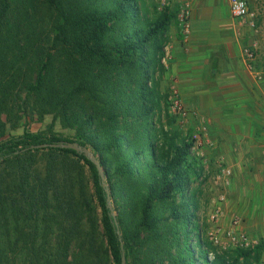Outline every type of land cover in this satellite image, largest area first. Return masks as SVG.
Segmentation results:
<instances>
[{
  "label": "trees",
  "instance_id": "1",
  "mask_svg": "<svg viewBox=\"0 0 264 264\" xmlns=\"http://www.w3.org/2000/svg\"><path fill=\"white\" fill-rule=\"evenodd\" d=\"M177 11L0 0V264H260L262 240L206 237L194 128L162 90ZM59 143L88 149L104 182L83 153L36 148Z\"/></svg>",
  "mask_w": 264,
  "mask_h": 264
},
{
  "label": "crops",
  "instance_id": "2",
  "mask_svg": "<svg viewBox=\"0 0 264 264\" xmlns=\"http://www.w3.org/2000/svg\"><path fill=\"white\" fill-rule=\"evenodd\" d=\"M176 1L190 4L191 32L183 42L179 29H171L163 86L175 87L195 114L193 128L205 125L206 158L222 161L235 177L244 169L246 180V168H264V1L247 0L251 16L244 19L231 17L227 0ZM253 203L264 217V206L256 198ZM223 209L227 213L228 203ZM253 223L264 242V220L256 217Z\"/></svg>",
  "mask_w": 264,
  "mask_h": 264
},
{
  "label": "rangeland",
  "instance_id": "3",
  "mask_svg": "<svg viewBox=\"0 0 264 264\" xmlns=\"http://www.w3.org/2000/svg\"><path fill=\"white\" fill-rule=\"evenodd\" d=\"M141 3L149 12H152V9H154V7H156L158 11L162 10L167 5L178 7V3L176 0H167L165 6H160L157 0H141ZM175 27L179 29L178 23ZM172 28L173 27L170 28V31ZM163 84L164 81L162 82V90L163 92H167L169 97L171 86H163ZM169 111L170 114L174 115L177 119L175 127L178 126L183 133H187L188 131L193 129L191 120L182 124L179 121L178 116L173 113L170 107ZM42 128L43 125L31 123L29 130L32 132H36L38 130H41ZM56 130H59V128L56 127ZM200 153L202 155L198 157L202 158V163L205 168L202 179L206 180L201 189L202 193L200 196V217L207 226L206 237L208 238V240L210 241V234L214 233L218 235L219 241L221 243L220 246L215 245L219 250L222 251L228 248H232V246H228V244L226 243V240L224 239V232L230 228L231 222L234 217H237L240 220V230L244 231L250 237L259 241V236L257 237L254 234L255 227L253 221L256 217L259 218L260 221L262 219L264 220V217L259 216L257 214V210L254 211L253 200L256 198L258 202H260L264 206V168H246L245 171L248 175L246 180L241 177V173L244 169H237V174L239 173L240 175H237V177L233 175L231 177L229 185L223 186V184H221V182L217 180L218 169L215 165L216 161L211 162L206 158L202 151H200ZM221 197L223 198V200H220ZM248 202L249 204L246 205ZM227 203L228 210L226 211L227 213L224 214L223 207L224 204L226 205ZM216 208L220 209V214L218 215L219 217L217 220L211 218Z\"/></svg>",
  "mask_w": 264,
  "mask_h": 264
},
{
  "label": "built area",
  "instance_id": "4",
  "mask_svg": "<svg viewBox=\"0 0 264 264\" xmlns=\"http://www.w3.org/2000/svg\"><path fill=\"white\" fill-rule=\"evenodd\" d=\"M157 1L160 6H165L167 2V0H157ZM227 1H228L229 13L232 18L244 19L251 16L250 6L247 0H227ZM190 18H191L190 4L186 1L182 2L178 6L177 23L180 31L181 40L183 42L188 41L191 32ZM243 53L245 57H247L248 59L250 60L253 59V55L248 49H245ZM167 59H168V55L167 52L165 51V55L162 59V63L164 65H166ZM168 100L170 102L171 110L173 111V113H175V115L178 116V119L182 124L186 123L187 121H190L191 118L195 116V114L192 111L184 107L179 97V93L177 89H175V87L173 86H171L170 88ZM206 139H207V130L205 125L203 123L198 124L196 127H194L193 133L191 135V140H192L191 149L193 152H195L197 156L202 155L200 151L207 143ZM215 165L216 168L218 169L217 180L221 182L223 186H228L232 177L231 169L227 167L220 160L216 161ZM220 200H223V198L221 197ZM219 214H220V209L216 208L211 218L217 220ZM239 225H240V220L237 217L236 218L234 217V219L231 222L230 228L224 232V239L226 240L228 246L245 249L257 245L258 241L250 237L244 231L240 230ZM209 239L213 245H219V246L221 245L217 234L211 233ZM260 264H264V254L262 256Z\"/></svg>",
  "mask_w": 264,
  "mask_h": 264
},
{
  "label": "water",
  "instance_id": "5",
  "mask_svg": "<svg viewBox=\"0 0 264 264\" xmlns=\"http://www.w3.org/2000/svg\"><path fill=\"white\" fill-rule=\"evenodd\" d=\"M48 146L53 147V148L70 149V150H73L77 153H83V155L96 166L98 174H99L100 178L102 179V181L104 182L105 177H104L103 170L100 167L95 156L88 149L80 147L77 143H59V144H52V145L44 144V145L36 146V148H47ZM108 208L112 209L109 198H108ZM122 264H125L124 259L122 260Z\"/></svg>",
  "mask_w": 264,
  "mask_h": 264
}]
</instances>
